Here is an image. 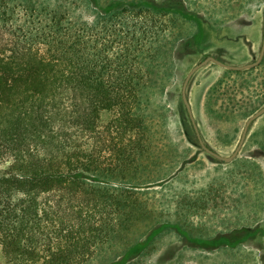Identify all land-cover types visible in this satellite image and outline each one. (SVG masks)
<instances>
[{"label": "trees", "instance_id": "obj_1", "mask_svg": "<svg viewBox=\"0 0 264 264\" xmlns=\"http://www.w3.org/2000/svg\"><path fill=\"white\" fill-rule=\"evenodd\" d=\"M174 3H122L86 21L58 6L0 0V264H86L105 247L139 256L164 231L178 235L179 227L221 213L219 202L229 209L226 201L259 211L262 221L253 215L254 223L245 224L246 214L230 235L194 242L233 248L243 247L250 232L264 239L259 166L240 170L239 180L174 193L173 214L169 199L158 202L149 192L183 171L161 170L142 108L155 68L166 76L172 67L159 44L174 23ZM249 9L239 0V12ZM238 161L231 162L237 170ZM244 182L253 186L244 190Z\"/></svg>", "mask_w": 264, "mask_h": 264}, {"label": "rangeland", "instance_id": "obj_2", "mask_svg": "<svg viewBox=\"0 0 264 264\" xmlns=\"http://www.w3.org/2000/svg\"><path fill=\"white\" fill-rule=\"evenodd\" d=\"M6 1L9 3H19L30 0ZM31 1L35 4H44L45 6L47 4L50 6H58L61 10L68 11L71 16H79L86 21H91L103 13H109L122 3L137 5L145 2H164L165 0H98V2L95 0ZM90 1L91 3H89ZM241 1L250 8L248 10L249 14H245L248 16V19L251 20L252 16H255V14L258 15L261 12L263 7L262 0ZM91 4H96V8L92 9ZM173 7L178 11L176 14H172L174 16V23L164 34L159 44L160 52L163 50L166 51L169 58L167 61L172 64V67L169 69V73L166 72L168 74L166 76L162 72L158 73V67L155 68L152 81L142 91V108L155 138L153 147L158 153V156L161 157L158 159L162 162L161 170L174 173L182 165L183 171L176 173V176L169 179L165 186L153 185V187H148L149 192L150 194L153 193L152 195L155 196L158 202L164 198L169 199L171 206L168 210L173 214L177 200L175 196L173 197L174 193L182 189L202 188L211 181H219L218 183L220 184L227 177H235L239 180L240 170L245 171V168L248 170L256 169V166H259V168L257 167V171L262 176V196L264 197V152L260 150L262 148L256 143L257 138L264 135V115L258 118L249 130L246 145L240 152L238 170L235 163L224 164L209 159L197 146V140L189 123L187 113L183 107L179 108L178 88L182 76L176 72L175 61L172 58L173 47L176 41L187 40L197 35L194 43H188V45L182 44L180 48L183 50L185 48L187 50H193L202 45L203 41L206 40L204 36L205 32H197L198 28L196 27L198 26H206L209 24L239 25V0H175ZM185 15L188 18L184 17ZM198 35H201V37ZM217 41V46L222 45V40ZM244 57V55L235 53L227 58H221V60L228 64H234L242 62L240 59ZM196 60L199 59L197 58L194 61ZM184 61L181 62L183 63ZM192 61L186 60L185 64L189 63L191 66ZM198 116L207 142L225 155L229 154L240 135L244 120L237 119L234 124H229L221 122V119H211L205 112L198 113ZM226 131H229L228 137L232 138L229 139L232 141L231 145H224L222 139H220ZM260 140L264 142V138ZM252 153L256 154V159L244 158L245 155ZM159 169V167H156L152 172L155 174ZM245 174L243 175L244 179L247 177ZM246 185H252V183L244 182V185H241L240 188L247 190L246 188L248 186ZM225 191L227 194V190ZM233 193L231 191L229 192V194ZM226 202L229 204V209L225 210V206L223 207V204L219 202L220 204L217 209H222L221 213L218 211V213L207 216V221L205 222L201 219L194 225L179 227L178 235L172 230L164 231L139 256L130 257L132 254L130 255L128 252L122 255V249L113 248V252H111V249L105 247L96 249L93 257L86 264H109L117 258L122 260L125 256L129 255V258H126L128 261L125 264H252L248 259L253 255L255 259L256 252L251 247L238 246L232 248L229 245L214 246V240L207 242V246L198 245V247L190 248L187 245L189 243L182 239V235H185L188 240L193 242L197 241L198 238H202L204 235H211L212 233L216 236L218 233L230 235L234 229H239V227L234 226L236 222L239 221V224H242V226L248 223H254L255 218L252 217L253 215H256L258 223L262 221L258 218L261 216L259 211L254 212L246 208L239 209V207L233 208L235 203ZM246 214H248L249 219L243 224L242 219ZM158 225L160 224L158 223L154 226L149 224V227L144 230L146 232L144 235L131 239L133 241L132 244L145 240L149 233L154 231ZM150 226L153 227L152 230H149ZM236 233H239V231H236ZM244 234L248 235L246 233ZM252 234L253 232H250L248 236H252ZM248 236L242 235V237L249 239V243L255 240Z\"/></svg>", "mask_w": 264, "mask_h": 264}, {"label": "flooded vegetation", "instance_id": "obj_3", "mask_svg": "<svg viewBox=\"0 0 264 264\" xmlns=\"http://www.w3.org/2000/svg\"><path fill=\"white\" fill-rule=\"evenodd\" d=\"M262 1L263 7L261 12H259L258 15L255 14V16H252L251 20L248 19L247 15H245L249 14L248 10L239 12V25L227 24L216 26L209 24L203 26V28L199 27L198 32H205L204 36L206 37V40L203 41L201 46L193 50H187V48L183 50L180 48L182 44L188 45V43H194V40H196L197 37V35H195L187 40L176 41V44L173 47V58L176 65V72L180 73L182 76L178 88V103H180L179 108L183 107L187 113L189 123L197 140V146L209 159H213L216 162L229 164L239 158L241 155L240 152L246 145L250 128L258 118L264 115V113L254 119L248 126L243 144L236 156L230 162L221 161L214 157L211 153L207 152L200 144L193 127L192 119L189 116L187 107L182 98V85L187 74L194 66L200 64L208 58H211L191 74L185 89L186 97L192 117L205 147L221 156L231 155L239 142L241 132L247 118L264 106V50L260 56L264 43V0ZM198 36L201 37V35ZM217 40H222V45L217 46ZM235 53L245 56L240 59L242 62L228 64L221 60V58H227ZM197 58L199 60L194 61ZM183 60H193L192 65L190 66L189 63L185 64V61L182 63L181 61ZM213 60L225 64L226 66L236 68L222 66ZM208 98L210 102L209 105L206 106L204 101L208 100ZM206 111L222 112L225 115L232 114L231 116L234 115L231 118L232 120H229L226 117L221 118L222 121H220L223 123L234 124L237 119L244 120L240 135L238 136V139L229 154L225 155L210 145L205 139L204 133L201 129L198 113ZM246 111L248 114L243 116V113ZM222 135L223 137L220 139H222L223 144L231 145L232 141L229 139L232 138L228 137L229 131L224 132ZM256 143L258 144L257 141ZM260 150L264 152V149ZM252 154L245 155L244 158L256 159V154ZM182 239L189 243L187 245H189L190 248L198 247V244L188 240L185 235H182ZM204 245L207 246V244ZM243 247H251L252 250H255L254 252H256L255 259L253 258L254 255L251 256L252 258L250 257L248 259L250 263L264 264V239H256L250 243L246 242L243 244Z\"/></svg>", "mask_w": 264, "mask_h": 264}, {"label": "water", "instance_id": "obj_4", "mask_svg": "<svg viewBox=\"0 0 264 264\" xmlns=\"http://www.w3.org/2000/svg\"><path fill=\"white\" fill-rule=\"evenodd\" d=\"M263 50H264V43H263V48L261 49V54H260V56L262 55ZM209 59H211V58H208V59H206L205 61L201 62L200 64L194 66V67L189 71V73L187 74V76H186V78H185V80H184V83H183V85H182V98H183V101H184V103H185V105H186V107H187V110H188L189 116H190L191 119H192L194 130H195V132H196V135H197L198 140H199L200 144L202 145V147H203L207 152L211 153V154H212L214 157H216L217 159H219V160H221V161H224V162H230V161L236 156L237 152H238L239 149L241 148V146H242V144H243V141H244V138H245V136H246V132H247L248 126L250 125V123H251L254 119H256L257 117H259L261 114L264 113V106L261 107L259 110H257L255 113H253L251 116H249V117L247 118V120H246V122H245V124H244V127H243V129H242V132H241V136H240L239 142H238L236 148L234 149V151H233V153H232L231 155H229V156H221V155H219V154H217V153H215V152L209 150L207 147H205V145L203 144V142H202V140H201V138H200V135H199V132H198L197 126H196V124H195V122H194V119H193V117H192V114H191V111H190V107H189V103H188V100H187V97H186L185 89H186V85H187V82H188V80H189L191 74H192V73H193L198 67H200L201 65H203L204 63H206ZM213 61H215V60H213ZM258 61H259V60H258ZM215 62H217L218 64H220V65H222V66H226L225 64H222V63H220V62H218V61H215ZM256 63H257V62H256ZM256 63H255V64H256ZM253 65H254V64H253ZM226 67H228V68H236V67H232V66H226Z\"/></svg>", "mask_w": 264, "mask_h": 264}]
</instances>
